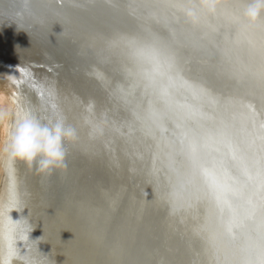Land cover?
Segmentation results:
<instances>
[{"label": "clouds", "instance_id": "1", "mask_svg": "<svg viewBox=\"0 0 264 264\" xmlns=\"http://www.w3.org/2000/svg\"><path fill=\"white\" fill-rule=\"evenodd\" d=\"M0 16L71 46L70 64L45 51L44 114H20L9 151L70 199L95 182L75 202L112 264H264V0H0Z\"/></svg>", "mask_w": 264, "mask_h": 264}, {"label": "water", "instance_id": "2", "mask_svg": "<svg viewBox=\"0 0 264 264\" xmlns=\"http://www.w3.org/2000/svg\"><path fill=\"white\" fill-rule=\"evenodd\" d=\"M0 30L3 33L6 32V35L14 37V39H10L11 43L4 47V53H7V57L0 55V64L10 63L11 66H3L4 70L11 67L18 74L21 73L26 79L18 80L14 87L19 92H32L37 106H42V101L38 95L39 85L45 77L53 75L48 71L50 65L44 53L45 51L52 52L56 59L65 64H70L72 59L71 46L65 45L62 49L54 50L48 45L44 33L35 29H28V31L22 29L12 18L7 16H0ZM61 30L59 25L54 26V32L59 33ZM50 39L55 43L54 36ZM1 49L0 46V54L3 52ZM65 77L66 73H61L58 79L63 82ZM77 86L83 85L78 82ZM29 169L32 170V175L28 179L27 189L36 195L32 204V214L24 217L23 210L21 213H17L13 222V237L18 238L19 231L22 233L26 231V228L21 230L20 225L30 224L31 235L44 245L42 247L38 242H31L29 250H32L38 258L40 257V259L35 260L34 264H63L60 257L62 254L61 246L63 247V244L66 243L64 240L67 235L73 239L70 246L73 249L71 256L74 257L70 259V264H112L108 247L99 244L93 236L88 213L82 211L75 202L80 199L96 201L98 193L94 186L95 182L87 181L83 190L79 191L74 199H70L68 186L57 177L43 181L41 176L38 177L37 173H34L35 170L30 167ZM93 174L96 179H103L107 182L101 168H95ZM39 179L42 181L39 182ZM21 199L26 200L23 194H21ZM46 239L52 246L49 249L45 242ZM20 258H23L21 253Z\"/></svg>", "mask_w": 264, "mask_h": 264}, {"label": "bare ground", "instance_id": "3", "mask_svg": "<svg viewBox=\"0 0 264 264\" xmlns=\"http://www.w3.org/2000/svg\"><path fill=\"white\" fill-rule=\"evenodd\" d=\"M10 39H14V37L6 35V32L3 33L0 30V46L3 57H7V53H4V47L11 43ZM3 66L4 64L0 66V116H2L0 118V264H34L35 260L40 259V257L38 258L29 249L31 242L39 243V241L31 235L30 224L20 225V229L26 228V231L23 233L19 231L18 238L13 237V222L17 213H21L23 210L24 217L32 214V204L36 195L27 189V182L32 175V170L23 161L11 157L9 145L15 122L22 112L30 111L38 116H42L44 113L42 106H37L35 103L32 92H19L14 87L18 80L23 78V75L18 74L11 67L4 70ZM32 169L34 170V168ZM39 180V182L42 181ZM21 194L25 196V201L21 199ZM16 232L18 233V230ZM31 237H33L32 240ZM64 241L66 243L63 244V247L61 246V263L70 264V259L74 257L71 256L73 249L70 246L73 239L67 235ZM45 242L49 249L51 245L47 239ZM39 244L44 246L42 243ZM20 253L23 258H20Z\"/></svg>", "mask_w": 264, "mask_h": 264}, {"label": "rangeland", "instance_id": "4", "mask_svg": "<svg viewBox=\"0 0 264 264\" xmlns=\"http://www.w3.org/2000/svg\"><path fill=\"white\" fill-rule=\"evenodd\" d=\"M1 54H2V53H1ZM1 54H0V55H1ZM0 57H1V56H0ZM8 64H10V63H5L4 66H5V65H8ZM1 65H3V64H0V66H1ZM0 68H1V67H0ZM1 84H2V83H1Z\"/></svg>", "mask_w": 264, "mask_h": 264}]
</instances>
